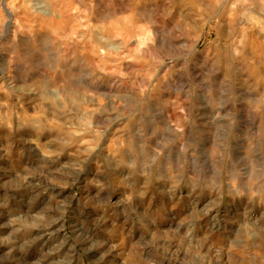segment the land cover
<instances>
[{
  "label": "rangeland",
  "instance_id": "rangeland-1",
  "mask_svg": "<svg viewBox=\"0 0 264 264\" xmlns=\"http://www.w3.org/2000/svg\"><path fill=\"white\" fill-rule=\"evenodd\" d=\"M249 3L0 0V224L42 208L70 243L156 236L145 259L159 264H179L160 258L192 207L234 232L240 202L204 209L199 187L264 176V14Z\"/></svg>",
  "mask_w": 264,
  "mask_h": 264
},
{
  "label": "clouds",
  "instance_id": "clouds-1",
  "mask_svg": "<svg viewBox=\"0 0 264 264\" xmlns=\"http://www.w3.org/2000/svg\"><path fill=\"white\" fill-rule=\"evenodd\" d=\"M247 6L264 14V0ZM47 130L46 125H37L31 133L39 138ZM101 131H106L102 125ZM180 182L182 180L174 182L171 190L179 187ZM199 188V203L203 204L204 209L208 208L209 202L215 204L218 197L214 198L213 194H226L233 198L232 202H240L242 210H238L237 218L232 221L236 225L235 231L227 236H217L219 213L204 223H198L200 216H207V211L196 213L192 207L185 210L191 214L184 221L188 232H174L171 239L177 240L178 244L166 247L160 259L175 258L179 264H232L233 256L236 255L243 257L240 264H264V176L252 179L243 186H237L234 177L229 181L226 192L214 181ZM196 189L197 182L194 180L192 191L196 192ZM41 209L35 210L36 215L31 214L32 210L28 214H17L9 210L6 223L0 224V264H17L18 254L30 258L34 249H38L40 255L39 259L31 260V264H87V254L100 250L99 260L95 264H159L157 259H145L146 249L155 247L156 236L146 242L136 240L125 243L120 238L122 234L113 229L109 234L110 242L95 240L90 236H78L70 243L71 238L66 235L61 238L49 234L47 229L55 220L51 216L46 219V214H42ZM57 209L66 212L68 205L58 204ZM206 224H212V227L205 230ZM171 248H175V252ZM222 254L227 256V260H224Z\"/></svg>",
  "mask_w": 264,
  "mask_h": 264
},
{
  "label": "bare ground",
  "instance_id": "bare-ground-1",
  "mask_svg": "<svg viewBox=\"0 0 264 264\" xmlns=\"http://www.w3.org/2000/svg\"><path fill=\"white\" fill-rule=\"evenodd\" d=\"M8 14H9V17L10 19H13V12L8 8L7 10ZM15 16V15H14ZM10 26V25H9Z\"/></svg>",
  "mask_w": 264,
  "mask_h": 264
}]
</instances>
